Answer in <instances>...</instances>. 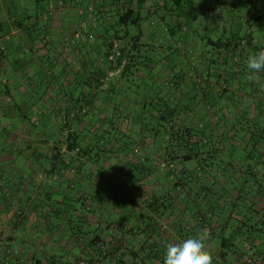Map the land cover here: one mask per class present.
Returning <instances> with one entry per match:
<instances>
[{
	"label": "crops",
	"instance_id": "crops-1",
	"mask_svg": "<svg viewBox=\"0 0 264 264\" xmlns=\"http://www.w3.org/2000/svg\"><path fill=\"white\" fill-rule=\"evenodd\" d=\"M60 1L65 3L63 14L68 7L67 15L82 18L89 4L100 3L107 11L128 0H80L78 5L72 3L74 0H0V264H163L167 243L181 239L183 234L181 225H177L179 234L175 232L174 204L161 198L149 204L136 201L146 187L160 186L153 181L142 183L153 177L154 169H165L159 151L161 134L148 139L138 134L144 146L149 143L158 152L154 156L145 147L142 151L140 161L151 166L142 169L145 176L140 177L143 187L138 193L120 184L124 182L119 178L130 173L128 165L134 162L129 154L124 155L128 153L126 147L117 158L118 181L99 189L93 177L86 178L84 173L90 170L93 174L97 169L104 177L112 178L113 157L106 154L108 163L99 168L98 160L103 155L95 151L103 149L101 146L95 145L98 148L87 157L76 151L67 154L66 133L75 131L83 137L81 133L88 125L80 116L84 113L91 116L90 124L103 116L107 125H97L103 135L96 132L88 142L82 138L81 146L84 141L97 144L100 138L113 139L111 132L121 128L115 122L118 124L122 115L132 116L127 133L129 125L140 124V132L161 130L157 119H153L155 112L140 101L144 97L155 99L161 93L146 95L140 84L154 71L158 77L154 76L152 82L161 85L166 81L169 61L174 60V65L180 64L174 66V106L181 130L197 128L220 140L224 133L226 138L242 142L239 146L232 142L237 151L247 148L243 142L249 139L259 135L264 138V72L256 82L245 79L247 57L264 48V0L187 1L191 15L179 21L184 22L183 27L177 28L174 37L168 36L158 22V30L143 27L151 21L146 15L152 3L163 6L171 1L148 0L138 9L142 18L138 26L118 29L121 39L116 38L115 43L129 50L138 42L141 51L150 53H141L125 76L115 73L112 78L107 74L110 66L103 58V43L90 44L82 39L74 43L75 34L68 30L59 12L44 16L49 2ZM183 14L188 15L174 4L170 23L175 25ZM106 18L112 25L110 16L101 20L96 16L92 21L99 33L103 34L99 25ZM160 32L166 44H174L178 50L192 47L198 54L165 58L155 43ZM223 85L225 92L220 94ZM83 97L91 103H85ZM67 114L69 117H64ZM93 129L92 133L96 131ZM230 150L225 145L224 157L233 163ZM255 150L264 153V141ZM120 166L126 167L125 175L119 171ZM75 183V189H80L74 201H69L67 187L71 189ZM114 186H118L116 190ZM84 197L91 201L82 202ZM223 228L210 241L213 264H227L221 258V248L215 245L216 240L226 237ZM250 253L264 258L258 250Z\"/></svg>",
	"mask_w": 264,
	"mask_h": 264
},
{
	"label": "trees",
	"instance_id": "trees-1",
	"mask_svg": "<svg viewBox=\"0 0 264 264\" xmlns=\"http://www.w3.org/2000/svg\"><path fill=\"white\" fill-rule=\"evenodd\" d=\"M147 1L148 0H134L132 2V0H128L113 10L110 9L106 11L103 9L102 12L98 14V16L101 18L111 16L113 18L112 26L118 29L136 27L142 20L138 9H141L143 5L147 3ZM180 1H182V3H180ZM187 1L190 0H171L169 4H164L162 6L163 14L162 16H158V23L167 30L168 36L174 37L177 28L179 29L183 27L184 22L180 24L179 21H183L185 18H188V16L191 15V13L187 11ZM174 4L181 6L183 12L188 14L187 16L184 14L183 16L177 15L178 22L175 25L170 23L171 15L174 16ZM156 6L157 5H153V3L151 6H149V11L147 14L150 15L151 18L150 24L155 23ZM103 7L104 6H102V8ZM46 8L44 10V14L46 12ZM163 24H165V26ZM113 35L118 40L121 39L118 36V30H116ZM98 37L99 39L103 40V45L106 46L103 53V58L110 66L107 73L108 75H113L110 78L115 77V73H118L117 75L123 77L129 69L134 68L135 64L137 63L136 61L140 59L141 56L142 47L138 45V42H134L131 49L129 50L125 47L118 48L117 50L119 55L110 62L107 60V57L109 56L110 50L113 49L115 42H112L110 38L106 37V35L102 33ZM115 44L117 45V43ZM164 44L166 43L164 42ZM145 47L148 49V46ZM235 47L238 49V46ZM157 48L160 49L158 51L163 53V56L166 54L167 57L165 58L172 57L174 59V55L176 54L174 52V47L166 44L163 46H158ZM145 52L150 53L149 50H145ZM142 68H147V66L142 65ZM165 75L168 77L170 75V79H166V81L164 80V82L158 86L163 88V93H161L160 89L157 90V93L160 92L161 96L157 95L158 97L155 99L144 97L142 100H140L141 104L146 105L148 108H151L150 110L155 112L153 119H157L161 130L159 129L157 131H153V134L158 135L161 133L162 135L163 145L160 146L159 149L162 150L163 157H165L164 159L166 160L169 158L172 161L179 160L182 164L186 162H193L196 164L192 174L186 175L185 172H181L177 175V177H173L174 175H171V173L175 171V166L173 162L169 163L168 166L164 167L169 173V177L167 178L168 181L177 178V181H174L172 186L176 190L180 191V193L184 196H188V191L191 189H186L185 187L188 184L193 183L195 186L194 189L197 190V192L202 193L197 194V196H205V198L209 201V206L206 201L208 206L206 213L212 215V218H219L221 212L226 214V217H224V226L227 225L229 227V215L231 213L237 214V219L233 225L235 227L231 229V232L227 237L220 239V244H218L222 252L221 258L226 259V262H228L227 253L231 250V247L234 246L232 243V239L234 237L238 238V240L241 239L249 243V250H258L259 252L264 253V161H262L264 160V153H256L255 150L259 143L264 141V138L259 135L252 139V141L249 139L247 142H243L247 148H241L239 151H237L233 148L232 142H235L237 146H239V144L242 142L239 139L232 141V137L228 139L224 133L221 134L220 140L216 137H209L204 133V131L197 128L190 130H181L180 128L175 129V127L173 128L171 126V122H173V120L174 123L177 121L175 114L176 106H174V85H177L175 82L177 74L174 72V67L170 70L168 69ZM225 88V85L220 88V94ZM144 91L147 93L146 89H144ZM219 92L217 96L219 95ZM83 99L85 103H91V100L86 101L84 97ZM102 102H105V100ZM80 116L83 122L84 118L88 117L87 119L89 122H86L90 124V115L88 113H84ZM64 117H69V114L65 115ZM64 117L62 118L64 119ZM151 118L152 117L150 116V119ZM146 119H149V116H146ZM66 134L67 135L64 143L67 154L76 151L78 155L87 157L92 154V151L98 148L95 146L97 144H91L90 142L86 143V141H84L85 146L80 145L82 138L83 140L86 138L87 142L93 139L90 130L86 132L84 128L81 133L83 135L82 138H79V132L76 133L75 131H67ZM262 135H264V132H262ZM222 145L224 147L225 145L230 147V151L231 153L233 152L234 155L238 154V157H236L237 159H235L233 163L227 162L225 159L224 147ZM176 148L181 150L184 154L181 158L174 156L173 153H175ZM259 166L260 168H258ZM215 167L217 170H215ZM257 170H260L259 172H261L259 175ZM218 174L220 177L217 178ZM230 185L236 188L237 191L235 193V197L231 196L227 198L224 195L227 193V188ZM213 200H215L214 204L212 203ZM218 201L222 203L221 207L218 206ZM196 205V202H192V204L190 203L188 206L193 208ZM260 207H262V209H260ZM212 218L210 221L207 220L206 226H210L211 222H213ZM199 224L200 228L198 229L199 226L193 228V232L197 229L198 230L196 232L205 228L204 224H202V221L201 223L199 222ZM231 253L235 254V251ZM257 258L260 260V258H262L261 254L259 256L252 254L249 256L247 262H244L243 264H250V262L252 264H258L259 262L255 263V261H258Z\"/></svg>",
	"mask_w": 264,
	"mask_h": 264
},
{
	"label": "rangeland",
	"instance_id": "rangeland-1",
	"mask_svg": "<svg viewBox=\"0 0 264 264\" xmlns=\"http://www.w3.org/2000/svg\"><path fill=\"white\" fill-rule=\"evenodd\" d=\"M49 3H52V2H49ZM72 3L75 4V5H78V4H80V0H74V2H72ZM67 8H65V10H64V14L65 15L63 13H61L60 16H62L61 17L62 20L69 26L68 30L70 28V31H71V33L73 35L75 34V31H76V29L78 27L79 22H84L85 21L87 26H88L86 31H84L82 35H79V36L78 35L77 36L74 35V38H75V41H73L74 43H78L79 40L81 41V39L86 41L87 43H90V44H93V42H95L96 44H97V42H98V44L103 43V40L99 39V37H98V35H100L101 33H99V30L97 31V29H96L97 26H94V23L92 22L93 19L95 20V17L98 16V14H100L102 12V10L104 9V8H102V5L100 3H97V4L93 3V4H89V5L85 6V8L87 10L83 14L82 18H81V16L73 17V16H71L72 14H68L67 15V13H66L67 10H68ZM89 8H92L93 11L92 12H88ZM155 8H156V13H155V15H156L155 19L156 20L154 21L155 23L154 24H150V21H149L148 24L143 26L147 30H152L153 31V30H158L160 28V26H158L156 23L159 22L158 16H162V14H163L162 5L159 4ZM146 17L150 18V15H146ZM99 20H101V17H99ZM92 24H93V26H92ZM163 25L165 26V24H163ZM99 26L103 29V34H105L106 37L110 38L112 40V42L113 41L114 42L117 41V39H116V37H114L113 33L116 30H118V28H115L112 25H110V20H108L106 18L105 21H102ZM163 28L164 27H162V30H163ZM130 30H133V29L131 28ZM87 33H92L91 34V35H93V39L92 40H87L86 39L85 35H87ZM146 37H148V36H146ZM161 37H162V35H161V32H160L157 35V37H156V39L159 38V41L157 39L156 40L157 42H155V43H158L157 46L166 45V44H164V41L161 40L162 39ZM98 46H100V45H98ZM171 46L174 47V52L176 53V55L178 54V56L179 55L180 56L181 55H185V57L189 58V57H193V56L198 54V52H196V50H194L192 47H187V48H184L183 50H181V48H180L178 50V49H176L174 44L171 45ZM118 48H120L119 44H117V49ZM141 53L145 54V52L143 50L141 51ZM83 55H85L84 52H83ZM177 57H175V58H177ZM179 65L180 64H175L174 65V60H173V61H169V65H168L167 68L170 70L174 66H179ZM160 67L161 66H158V69ZM164 71H166V70H164ZM154 76L158 77V74H156V72H154V71H151L148 74V76L143 80V82L140 84V85H142V87H144V89H146V91H147L146 95H151L153 92H155V91H157L159 89H160L161 93H163V91H162L163 88L162 87H158L159 83L157 84L156 82L155 83L152 82L153 81L152 78ZM164 78L165 79H170V75H169V77L164 75ZM5 101L8 102V99H6ZM131 117L130 116H126V115H122L121 117H119V119H120V121L118 119L119 123L118 124H117V122H115V123H116V125L121 126V128L117 129V131H115V132H113V130H112V132H111L112 133V137L111 138H113V139H107L106 138L105 140H103L102 138H100L99 142H96L99 147L101 146L103 148L101 150H96V151L94 150L95 152H97L98 155H101V156L103 155L101 157L102 159L98 160L99 161V164H98L99 168H103V166H105L108 163V159L106 157H104V156H106V154H109L111 157H113L112 158L113 160L110 162V165L112 166V169H110V172H111L110 177H112V178L109 179V178L104 177L105 175H102L101 172L99 170H97V169H96V171L93 172V174L90 173V170H87L84 173V176L86 178L87 177L90 178L92 176L93 177L92 180H94L95 183L97 182V185H98L99 189H102V187L105 185V183H108V182L112 183L113 181L115 182V180H117L116 178H119V175H117V173H118V171H117V164L118 163L117 162H119V160L117 159L118 156H119L118 154H119V151L122 149V147H126V150L128 151V153H124V155L128 156V154H129V157L131 158V159L130 158L129 159L131 161H134L133 162L134 164L132 163L131 165L130 164L128 165L127 169H130V173L129 174H127L125 177L121 176L119 178L120 181L124 182L123 184L120 183L121 186L124 187L125 190L128 189V188H130V189L133 188L135 190L137 189L138 193H140L139 190L142 189V187H143L142 184L151 183L152 181L153 182H157V183L160 184V186H162L161 188H159L160 186L157 185V187H156L154 185L153 188H149V189H148V187H146L145 193H143L144 195H142V193H140L141 195L136 196V201H137L138 204H143V203L149 204V203H152V202H154L155 198H157V199L161 198L162 200H164V202H168V204H174V212H172V213H174V220L177 219V221H174V225L176 226L175 232H176V234L178 233L177 232V225H179V227L181 225L182 228H183V234L180 233L182 238L186 237L188 235H191V233L193 232L192 231L193 228L199 226L198 227V229H199L200 228L199 222L201 223V221H202V224H204L205 228L210 230L212 236L215 233H219V231L221 230L222 226L225 227L223 229H224L226 237H227L229 235V233L231 232V229L235 227L233 225L235 224V220L237 219V214L231 213L229 215L230 216L229 227L227 225L224 226V220H225L224 217H226L225 213L221 212L219 218H217V217H213L212 218V215L206 213L207 212V207L209 206L208 199H206L205 196H202V195H200L199 197L197 196V194H202V193L201 192H197V190L194 189L195 186H194L193 183H190V184H188L185 187L186 189L187 188L188 189L191 188V189L188 191L189 195L188 196H184L183 194L180 193V191L176 190L172 186L174 181H177V178L176 179L174 178V179L168 181L167 178L169 177V174L167 175L165 169L163 170L162 167H159L157 170L154 169V171L156 173L153 174V177H151L149 180L147 179V181L145 183L144 182L142 184L139 183L140 182L139 180H141L140 177H144L145 176V174H143L144 172L142 171L143 167L146 166L145 168H149V166H151L150 163L144 164V163H142V161H140L141 160V155L143 154L142 151H144V147H145L146 151H148L149 153H152L151 155H154V152L156 154L158 152L157 151H153V148H152V146L149 143L146 146H144V144L141 143L142 141L138 138V134L139 135H142V134L145 135V137L147 139L150 138V136L153 137V135H155V134H153V131H147V132L146 131H144V132L141 131L140 132V129H141L140 128L141 124H140V125L133 126V127H131L129 125L128 127H129L130 131H128V133H127V125L129 123V118H131ZM138 117H140V116L138 115L137 118ZM89 118H90V116H89ZM95 120H94L95 121L94 124L91 123L89 125L87 123V122H89L87 117L84 118V122L88 124L86 126V129H85L86 132H88L89 130L91 131V129L94 127V129L96 131L93 132V133L91 132V136H93V134H96V132H98L100 135H103V133L101 132V129L99 130V128L100 127L105 128L106 125H107V123L104 122L105 121L104 117L100 116V117H97ZM171 123H172L171 126L173 128L175 127V129H177V128L179 129V127H178L179 124H177L176 122L174 123V120ZM97 125H99L100 127L97 126ZM112 125H115V124H112ZM160 137L162 138V135ZM95 138H96V136H95ZM85 140L87 141L86 138H85ZM84 146H85V142H84ZM159 151H161V150L159 149ZM173 154L177 158H181L184 155L182 153V151L179 150L178 148H176V151ZM232 155H233L232 158L235 161V157H238V154L234 155V153H233ZM164 158L165 157H163V160H162L163 164L165 163L164 166H168V164L172 163V162H173V164L175 166V171L173 173H171V175H174L173 177H177V175L180 174L181 172H185L186 175H190V174L193 173V171H194L193 169L196 166V164H194L193 162H186V163L182 164L179 160L172 161L169 158H167L166 160ZM119 169H120L119 171H121L122 175H125L127 173L126 167L124 168V166L123 167L120 166ZM215 170H217L216 167H215ZM144 171H145V169H144ZM114 182L112 183L113 185H114ZM75 185H76V183L74 184V186H72L71 189H69L67 187L66 193L68 194L67 198H68L69 201H74V199L78 195L77 192L79 191L80 188L78 186H76V189H75ZM114 187H115L114 189L116 190L118 186H114ZM236 191H237V189L230 185V186H228L227 191H226L227 193L224 196H226L227 198H229L231 196L235 197ZM119 192L123 193V194L127 193L126 191H123V190L122 191L120 190ZM56 199H57V197L54 196V200H56ZM81 201L82 202H90L91 199H88L87 197H84V198L81 199ZM206 201H207L208 206L206 204ZM214 201L215 200H213V202H212L213 204H214ZM192 202L193 203L196 202L197 205L195 207H193V208L189 206L190 207V210H189L187 207H188V205L190 203L192 204ZM186 205H187V207H185L186 209L183 208V206H186ZM175 206H178L179 209L175 210ZM218 206H220V207L222 206V203L220 201H218ZM260 209H262V207H260ZM163 213L164 214H168V213H170V211H164ZM51 218H53V217H51ZM211 218H212L213 222H211L210 226L209 225L206 226L207 220L210 221ZM162 230L164 232L166 230V227L163 226ZM176 240L177 239H175L174 241H176ZM37 241L38 242L41 241V238L38 237ZM216 241L217 242H215V245L220 244L219 243L220 242L219 239L216 240ZM232 243L234 244V246H232L231 250L227 253L228 254V262H227V264H230V263L233 264L234 262H237L239 264H243L244 262H247L249 256L252 255L250 253L251 250H249V243H247V242H245L244 240H241V239L238 240V238H236V237H234L232 239ZM233 251H235V254L231 253ZM257 260L258 261H255V263H258V262H259L258 264L264 263V258H260V260H259V258H257ZM250 264H252V263L250 262Z\"/></svg>",
	"mask_w": 264,
	"mask_h": 264
},
{
	"label": "clouds",
	"instance_id": "clouds-1",
	"mask_svg": "<svg viewBox=\"0 0 264 264\" xmlns=\"http://www.w3.org/2000/svg\"><path fill=\"white\" fill-rule=\"evenodd\" d=\"M245 63V79L249 82L258 81L259 74L264 72V48L250 54ZM211 239L210 230L204 228L194 235L167 243L163 264H213Z\"/></svg>",
	"mask_w": 264,
	"mask_h": 264
},
{
	"label": "built area",
	"instance_id": "built-area-1",
	"mask_svg": "<svg viewBox=\"0 0 264 264\" xmlns=\"http://www.w3.org/2000/svg\"><path fill=\"white\" fill-rule=\"evenodd\" d=\"M64 2L63 1H60L59 4H54V3H49L47 5V8H46V12L44 14L45 17H51L53 16V14L57 11L59 12V14H61L63 12V9H64ZM92 8H89L88 9V12H92ZM87 24L86 22H79L78 24V27L75 31V35L79 36V35H82L84 31H86L87 29ZM92 33H87V35H85L86 39L87 40H92L93 39V35H91ZM118 51H117V45L114 44L113 46V49L110 50V53H109V56L107 57V60L108 61H113L115 59L116 56H118ZM124 63V62H123Z\"/></svg>",
	"mask_w": 264,
	"mask_h": 264
}]
</instances>
